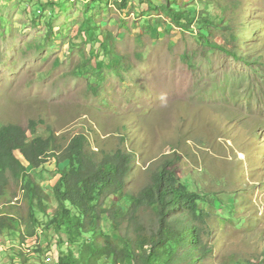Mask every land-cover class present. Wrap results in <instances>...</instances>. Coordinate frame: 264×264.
Segmentation results:
<instances>
[{
	"label": "rangeland",
	"instance_id": "obj_1",
	"mask_svg": "<svg viewBox=\"0 0 264 264\" xmlns=\"http://www.w3.org/2000/svg\"><path fill=\"white\" fill-rule=\"evenodd\" d=\"M170 1L195 18L192 32L150 10L165 0H0V125L34 121L65 145L82 134L95 150H127L136 189L169 160L209 198L211 264H264V64L199 39L264 62V0ZM102 31L120 58L99 68ZM34 175L51 195L56 161ZM20 236L0 241V264L22 253L25 264H57L68 240L45 227Z\"/></svg>",
	"mask_w": 264,
	"mask_h": 264
},
{
	"label": "trees",
	"instance_id": "obj_2",
	"mask_svg": "<svg viewBox=\"0 0 264 264\" xmlns=\"http://www.w3.org/2000/svg\"><path fill=\"white\" fill-rule=\"evenodd\" d=\"M169 2H150L149 8L166 22L192 32L195 18ZM215 7L220 8L218 3ZM153 26L157 35L160 26ZM206 34H199L206 46L248 65L264 64L262 57L249 59L228 52ZM100 38L99 68L107 65V55L112 62L120 58L115 37H106L102 31ZM38 130L34 121L28 128L0 125L3 245L12 231L21 233L24 244L45 227L68 237L65 243L59 238L57 264H211L215 247L204 238L212 231L206 210L209 198L187 186L169 160L152 172L144 187L136 189L130 186L135 166L131 152L95 150L82 134L65 145L50 126L44 132ZM48 158L56 161L59 171L51 195L34 175ZM27 260L22 253L21 264Z\"/></svg>",
	"mask_w": 264,
	"mask_h": 264
}]
</instances>
